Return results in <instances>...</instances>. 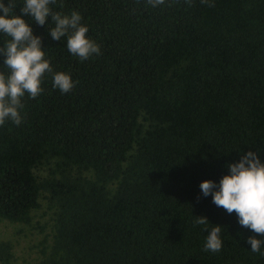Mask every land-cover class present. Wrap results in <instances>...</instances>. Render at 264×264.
Here are the masks:
<instances>
[{
  "label": "trees",
  "instance_id": "obj_1",
  "mask_svg": "<svg viewBox=\"0 0 264 264\" xmlns=\"http://www.w3.org/2000/svg\"><path fill=\"white\" fill-rule=\"evenodd\" d=\"M52 7L80 11L100 55L80 61L33 22L75 87L46 74L21 125H0V219L49 230L37 264H264L246 243L264 237L199 188L241 149L264 161V0ZM193 215L221 226L219 252L203 250ZM12 260L1 244V264Z\"/></svg>",
  "mask_w": 264,
  "mask_h": 264
},
{
  "label": "clouds",
  "instance_id": "obj_2",
  "mask_svg": "<svg viewBox=\"0 0 264 264\" xmlns=\"http://www.w3.org/2000/svg\"><path fill=\"white\" fill-rule=\"evenodd\" d=\"M149 2L155 7L164 0ZM55 3L56 0H0V125H21L23 98L27 95L35 99L43 92L46 74H51L52 88L61 93H69L75 87L70 73L53 70L42 38L33 32V22L46 26L51 39L62 41L69 55L80 61L100 55V46L88 35L81 12L54 11ZM17 5L19 14L15 11ZM237 152L239 159L226 162L227 174L218 183L206 179L199 188L203 196L211 195L217 207L229 214L234 211L239 225L264 237V161L260 149ZM193 216V226L203 225L202 230L207 233L203 250L219 252L223 246L221 226L212 224L206 216ZM246 243L251 252L264 256V238L249 236Z\"/></svg>",
  "mask_w": 264,
  "mask_h": 264
},
{
  "label": "rangeland",
  "instance_id": "obj_3",
  "mask_svg": "<svg viewBox=\"0 0 264 264\" xmlns=\"http://www.w3.org/2000/svg\"><path fill=\"white\" fill-rule=\"evenodd\" d=\"M45 232L47 234L49 230ZM45 232L29 225L0 219V245H10L13 256L10 264H37L40 259L38 244L43 240Z\"/></svg>",
  "mask_w": 264,
  "mask_h": 264
}]
</instances>
